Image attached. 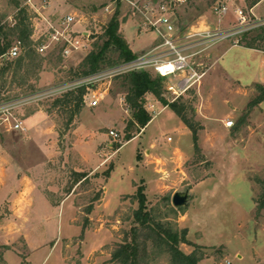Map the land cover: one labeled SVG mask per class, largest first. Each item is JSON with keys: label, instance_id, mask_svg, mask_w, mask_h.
<instances>
[{"label": "rangeland", "instance_id": "rangeland-1", "mask_svg": "<svg viewBox=\"0 0 264 264\" xmlns=\"http://www.w3.org/2000/svg\"><path fill=\"white\" fill-rule=\"evenodd\" d=\"M131 1H137L140 8H157L175 0H121L120 33L140 56L151 51L158 38L144 27L143 16ZM219 1L189 0L172 6L169 15L179 36L232 27L237 24L235 10L252 9L255 2L262 4L257 16L252 11V17L264 19V0H226L230 12L221 17L214 13ZM31 3L0 0L3 24H14L16 4L31 16L35 39L50 26L57 27L61 18H76L71 30L83 47L70 57L62 55V62L54 67L62 47L52 44L42 56L53 55L52 64L44 62L36 82L37 91L66 85L100 42L119 2ZM263 30L250 32L239 46L226 40L198 56L195 63L202 78L189 90L179 88L183 76L163 79L168 102L180 97L178 103L189 107L188 118L198 128L196 142L193 132L170 108L148 96L146 109L153 119L125 143L132 112L122 79L118 80L122 77L88 81L93 86L89 92L96 93L91 100L100 103L87 110L84 102L69 127V114L49 112L59 96L14 105L11 113L18 120L41 113L33 117V123H46L36 133L33 124L30 128L25 123L27 132L0 127V245L9 248L4 250L3 264H112L114 250L132 228L133 214L139 208L135 197L139 187L144 189L149 208L162 217L169 213L168 205L173 207L176 193L190 192L189 205L168 217L178 230H187V240L193 246L181 244L180 249L186 255L203 254L200 264H264V208H259L264 195V101L258 102L259 85L264 86V53L246 48ZM259 51L264 52V44ZM8 82L7 86L0 82V105L26 91L11 86V78ZM1 118L5 115L0 110ZM229 121L234 122L231 129L225 125ZM110 131L119 137L110 136ZM40 140L45 143L40 145ZM119 145L122 147L117 150ZM77 146H82L85 161ZM102 158L105 165L93 172L92 167ZM111 166L106 179L103 174ZM75 170L88 174L89 180L76 183ZM34 187L37 189L30 193ZM102 188L106 193L88 214L91 201ZM71 193L73 199L62 203ZM152 264L170 262L162 256Z\"/></svg>", "mask_w": 264, "mask_h": 264}, {"label": "trees", "instance_id": "trees-1", "mask_svg": "<svg viewBox=\"0 0 264 264\" xmlns=\"http://www.w3.org/2000/svg\"><path fill=\"white\" fill-rule=\"evenodd\" d=\"M119 7L110 22L105 27L100 42L94 44L93 50L81 62L74 80L86 78L93 74L108 70L123 63L130 62L137 57L133 52L125 36L120 33L121 20V0H118ZM258 2L253 4L256 6ZM18 13L15 16L13 25L3 24L0 19V56L5 55L13 44L17 41L22 42L23 48L20 56L14 60H5L0 69V82L2 85H8V79L11 78V86H17L19 89H25L23 94H15L7 101L15 100L19 97L27 96L37 92L36 82L40 80V74L43 72L44 62L52 64L53 55L42 57L36 51L33 36V24L31 16L25 8H20L16 4ZM247 35L242 39L245 40ZM264 44V30L255 38L246 43V48L252 50H261ZM56 57L57 67L62 62L63 47L59 49ZM123 92L126 93V103L132 112V118L126 127L125 143L137 137L152 121V116L146 109L147 97H154L157 102L164 107L170 108L183 123L193 132L194 141H197V126L188 118L189 107L185 104L180 105L177 99L175 102H168L166 98L167 90L162 83L163 79L153 78L147 72L130 73L121 76ZM77 78V79H76ZM261 95L258 102L264 101V86L259 85ZM86 88H79L69 91L63 96L57 98L51 105L49 112L55 110L64 111L69 114L68 127L72 125L74 119L81 113L84 107V98L87 94ZM122 145L117 147L119 150ZM113 170L111 166L104 177L108 179ZM76 183L82 185L89 180L86 173L74 174ZM95 178H98L96 175ZM104 194V188L96 193L88 208V214L94 209V203L101 200ZM136 199L139 208L133 214V224L130 232L119 244L112 254V264H152L162 256H167L170 264H200L204 255L194 252L186 255L181 249V244L191 245L187 240V230H178L174 223L169 220L168 215L177 213L171 205H168L169 213L164 217L156 214V211L150 209L144 189H137ZM259 208H264V195L259 202ZM88 222V220H87ZM7 246L0 245V264L4 263V250Z\"/></svg>", "mask_w": 264, "mask_h": 264}, {"label": "built area", "instance_id": "built-area-1", "mask_svg": "<svg viewBox=\"0 0 264 264\" xmlns=\"http://www.w3.org/2000/svg\"><path fill=\"white\" fill-rule=\"evenodd\" d=\"M189 0H175L168 4H161L157 8L150 5H145L140 8L138 2H130V5L143 16V25L146 29L153 32L157 38V45L149 52L137 56L134 60L115 66L108 70L93 74L86 78L74 80L66 85H61L49 90L37 91L27 96L19 97L15 100H10L0 105V110L5 115V118L0 119V127L6 129H15L16 131H24L23 119H17L12 116L11 109L14 105L20 102H27L30 100L47 99L53 96H63L69 91H74L79 88H86L87 94L84 102L91 108H96L100 100H91L93 95L96 98L95 92L91 91V85L88 81L99 82L100 80L116 79L123 75L136 72H153L162 79L177 78L183 76L179 82V88L182 90H189L193 85L200 82L202 76L199 74L198 65H196V58L206 52L216 44L233 40L236 46H239L244 36L250 32L264 29V19L252 17V9L244 11L243 9H236L237 24L227 29L204 30L188 32L183 36H179L173 17L169 15V9L176 3H187ZM250 1V0H244ZM32 0H29L31 5ZM46 5H44V8ZM230 8L226 0L219 1L214 9L217 16H226L229 14ZM109 12V10H107ZM76 18L74 16H66L61 18L57 27L50 26V30L43 34L40 38L35 39V34L32 36L35 42L36 51L43 56L54 45H61L63 47L62 55L64 58L72 56L79 51L82 46V41L71 28L75 25ZM36 32V29H35ZM23 44L17 41L9 49V51L0 56V69L5 60H14L18 58L22 52ZM178 95L176 91H173ZM13 107V108H12ZM153 108V106H152ZM12 118V120H11ZM15 120V121H13ZM228 129L234 127V122L229 121L226 124ZM110 136L115 138L119 135L110 131Z\"/></svg>", "mask_w": 264, "mask_h": 264}, {"label": "crops", "instance_id": "crops-1", "mask_svg": "<svg viewBox=\"0 0 264 264\" xmlns=\"http://www.w3.org/2000/svg\"><path fill=\"white\" fill-rule=\"evenodd\" d=\"M262 4V2L261 3H258L256 6H254L253 8H252V11H253V13L257 16V13H256V10H257V8L260 6ZM128 42H129V40H127ZM129 44H130V46H131V48H132V50H133V52L134 53H136L135 51H134V49H133V46H132V44L129 42ZM252 50V49H251ZM252 51H254V52H261V53H264L263 51H259V50H252ZM137 54V53H136ZM97 108V107H96ZM86 109L88 110V109H90V107L89 106H86ZM92 109H94V108H92ZM163 109H167V108H164L163 107ZM38 114H40L41 115V113H36V114H34V115H32V116H30V117H28L27 119H24L23 120V127H24V131H26L27 132V127H25V123H27L28 124V126H30V128H31V126H32V124L33 125H36V127H35V133L37 132V131H39V130H41V128H43L44 127V125H45V121H43V125L41 124V125H39V124H37L36 122L35 123H33V117H35V116H37ZM38 120H40V118L38 119ZM41 121V120H40ZM86 137H87V135H86ZM41 141V143H40V145L42 144V141H44V143H45V140H40ZM80 147V148H79ZM108 147H111V145L109 144L108 145ZM45 148L47 149V151H48V147L47 146H45ZM82 146H77V151H78V153L80 154V157L85 161L86 159H85V154L82 152ZM87 163V162H86ZM105 165V161H104V158H102V160L97 164V165H95L94 167H92V169L94 170L93 172H95V171H98L99 169H101L103 166ZM75 172L76 173H82L83 171L82 170H75ZM37 188L36 187H34L32 190H30V193H34V191L36 190ZM39 189V188H38ZM106 193V189H105V192H104V194ZM123 196V195H122ZM105 198V197H104ZM122 198V197H121ZM73 199V193H71V195H69V196H67L63 201H62V203L64 202V201H66V200H72ZM6 254H5V260H6ZM7 262V261H6Z\"/></svg>", "mask_w": 264, "mask_h": 264}, {"label": "water", "instance_id": "water-1", "mask_svg": "<svg viewBox=\"0 0 264 264\" xmlns=\"http://www.w3.org/2000/svg\"><path fill=\"white\" fill-rule=\"evenodd\" d=\"M190 192H178L173 196L172 205L176 210H182L189 205Z\"/></svg>", "mask_w": 264, "mask_h": 264}]
</instances>
